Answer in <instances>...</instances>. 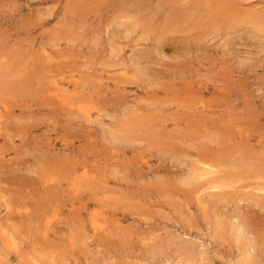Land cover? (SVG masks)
<instances>
[{"label":"rangeland","instance_id":"obj_1","mask_svg":"<svg viewBox=\"0 0 264 264\" xmlns=\"http://www.w3.org/2000/svg\"><path fill=\"white\" fill-rule=\"evenodd\" d=\"M0 129V264H264V0H0Z\"/></svg>","mask_w":264,"mask_h":264},{"label":"bare ground","instance_id":"obj_2","mask_svg":"<svg viewBox=\"0 0 264 264\" xmlns=\"http://www.w3.org/2000/svg\"><path fill=\"white\" fill-rule=\"evenodd\" d=\"M51 55V54H50ZM50 66V65H49ZM40 69H41V67H40ZM146 70V69H145ZM147 72V71H146ZM23 73V72H22ZM38 98V97H37ZM49 101V100H48ZM60 101V100H59ZM58 101V102H59ZM69 102V101H68ZM60 103V102H59ZM45 105V104H44ZM48 105H51V104H48ZM46 107V106H45ZM41 108V107H40ZM35 109V108H34ZM45 109V108H44ZM122 109V108H121ZM231 109V108H230ZM24 110H25V108H24ZM37 110V109H36ZM47 110V109H46ZM50 110V109H49ZM51 111V110H50ZM196 111V110H195ZM103 112V111H102ZM185 112V111H184ZM47 113V112H46ZM73 114V113H72ZM102 115V114H101ZM135 115H136V113H135ZM145 115V114H144ZM32 116V115H31ZM37 116V115H36ZM61 116V115H60ZM74 116V115H73ZM121 116V115H120ZM139 116V115H138ZM6 117H8V116H6ZM59 117V116H58ZM57 117V118H58ZM77 117V116H76ZM134 117V116H133ZM135 117H137V116H135ZM20 118V117H19ZM31 118V117H30ZM44 118V117H43ZM43 118L40 120V119H38V121L40 120V121H42L43 120ZM56 118V119H57ZM63 118V117H62ZM113 118V117H112ZM116 118V117H115ZM141 118V117H140ZM48 119V118H47ZM136 119H138V118H136ZM167 119V118H166ZM22 120H23V118H22ZM22 120H21V122H22ZM28 120V119H27ZM30 120V119H29ZM49 120V119H48ZM86 120V119H85ZM131 120V119H130ZM146 120V119H145ZM156 120V119H155ZM39 121V122H40ZM54 121V120H53ZM87 121H88V119H87ZM129 121V120H128ZM128 121H127V123H128ZM29 122V121H28ZM60 122V121H59ZM62 122H63V120H62ZM131 122V121H130ZM129 122V123H130ZM159 122V121H158ZM19 123V122H18ZM50 123H52L51 121H50ZM71 123L72 122H70V125H71ZM88 123V122H87ZM140 123H142V122H140ZM151 123H152V121H151ZM34 124V123H33ZM33 124H31V125H33ZM43 124H44V120H43ZM47 124H49V123H47ZM53 124H54V122H53ZM57 124V123H56ZM75 124V123H74ZM143 124V123H142ZM13 125H15V127H17L16 126V124H13ZM20 125V124H19ZM55 125V124H54ZM136 125V124H135ZM151 125V124H150ZM5 126V125H4ZM25 126H27V125H25ZM25 126H23V129H25ZM58 126H59V123H58ZM75 126H77V124L75 125ZM103 126V125H102ZM252 126V125H251ZM21 127V126H20ZM28 128V130H29V128H31V126L29 127V126H27ZM47 128H48V126H46ZM62 127V126H61ZM67 127V126H66ZM83 127V126H82ZM153 127V126H152ZM5 128V131L7 130V125H6V127H4ZM10 128V127H9ZM39 128V127H38ZM49 128H51L50 126H49ZM54 128V127H53ZM43 129H46V128H43ZM76 129V128H75ZM1 130V129H0ZM27 130V131H28ZM38 130V129H37ZM57 130V129H56ZM11 131V130H10ZM9 131V132H10ZM32 131V130H31ZM61 131V130H60ZM70 131H72V130H70ZM12 132V131H11ZM17 132V131H16ZM23 132V131H22ZM29 132V131H28ZM67 132V131H66ZM76 132H78V131H76ZM108 132V131H107ZM27 133V132H26ZM60 133V132H59ZM165 133V132H164ZM188 133V132H187ZM17 134V133H16ZM21 134V133H20ZM24 133H22V135H23ZM30 134H31V132H30ZM70 134V133H69ZM112 134V133H111ZM137 134V133H136ZM142 134V133H141ZM21 135V136H22ZM25 135V134H24ZM68 135V134H67ZM71 135H73V134H71ZM17 136V135H16ZM26 136V135H25ZM31 136H33V135H31ZM30 135H29V137H31ZM88 136V135H87ZM110 136V135H109ZM12 136H9L8 135V139L9 138H11ZM34 137H37V136H34ZM42 137V136H41ZM64 137V136H63ZM66 137V136H65ZM115 137V136H114ZM20 138V137H19ZM40 137H38V139H39ZM49 138V137H48ZM60 138V137H59ZM73 138V137H72ZM15 139V138H14ZM22 139V138H21ZM21 139H19V140H21ZM32 139V138H31ZM63 139H65V138H63ZM70 139V138H69ZM10 140V139H9ZM8 140V141H9ZM24 141L21 143L22 144V146H23V143H26V141H25V139H23ZM55 140V139H54ZM57 140V139H56ZM40 141V140H39ZM42 141V140H41ZM102 140H100V142H101ZM34 142V141H33ZM38 142V141H37ZM84 142V141H83ZM7 143V142H6ZM13 143V142H12ZM29 143V142H28ZM31 143V142H30ZM49 143V142H48ZM64 143V142H63ZM63 143H62V146H64L63 145ZM71 143V142H70ZM8 144V143H7ZM27 144V143H26ZM44 144V143H43ZM60 144V143H59ZM66 144V143H65ZM73 144V143H72ZM84 144V143H83ZM208 144V143H207ZM37 145H39V142L37 143ZM50 145V144H49ZM67 145V144H66ZM69 145V144H68ZM131 145V144H130ZM12 146V145H11ZM32 146V145H31ZM43 146V145H42ZM56 146V144L54 145V147ZM62 146H59V148L61 149V152H62V150L64 149ZM18 147V146H17ZM52 147V146H51ZM65 147V146H64ZM72 147V146H71ZM105 147V146H104ZM22 148V147H21ZM24 148V147H23ZM30 148V147H29ZM36 148V147H35ZM58 148V150L60 151V149ZM3 149V148H2ZM15 149V148H14ZM52 149H54V148H52ZM68 149V148H67ZM71 148H69V150H70ZM72 149H73V147H72ZM12 150V149H11ZM47 150H49V147H48V149ZM65 150H66V148H65ZM68 150V151H69ZM16 151V150H15ZM41 151V150H40ZM42 151H44V150H42ZM15 153V152H14ZM13 153V154H14ZM17 153V152H16ZM32 153V152H31ZM64 153V152H63ZM66 153V152H65ZM72 153V152H71ZM34 154V153H33ZM1 155V154H0ZM27 155V154H26ZM68 155H70L69 154V152H68ZM25 156V155H24ZM16 157V156H15ZM48 157V156H47ZM18 158V157H17ZM21 157H19V159H20ZM1 159V158H0ZM25 159V158H24ZM3 160V159H2ZM2 160H0L1 162H2ZM23 160V159H22ZM36 160V159H35ZM47 160H49V159H47ZM66 160V159H65ZM107 160V159H106ZM8 161H10V160H8ZM19 161V160H18ZM50 161V160H49ZM55 161V160H54ZM69 161V162H68ZM12 164H13V166H15L16 164H14V162H12V161H10ZM9 162V163H10ZM23 163L25 162V161H22ZM52 162V161H51ZM67 162L68 163H70V160H67ZM15 163H17V161L15 162ZM21 163V162H20ZM23 163H21L22 165H23ZM36 163V162H35ZM38 163H40V162H38ZM37 163V164H38ZM45 162H43L42 164H44ZM79 163V162H78ZM2 164V163H1ZM3 164H5V162L3 163ZM46 164V163H45ZM58 164H60V161H59V163ZM74 164V163H73ZM81 164V163H80ZM197 164H199V166H198V169L196 168V171H195V176L198 178V179H210L211 178V180H213V181H211V183L212 182H216L217 180H218V178H216V173L218 172L219 173V171H217L216 172V168H215V164H216V162L215 161H213V160H211L210 159V157H209V159H201V161H199V162H197ZM196 164V165H197ZM10 165V164H9ZM4 166H6V165H4ZM17 166V165H16ZM18 166H20V165H18ZM18 166H17V168H18ZM59 166V165H58ZM62 166V165H61ZM71 166V165H70ZM80 166V165H79ZM193 166V165H192ZM245 166V165H244ZM2 167H3V165H2ZM36 167V166H35ZM40 167V166H39ZM44 167H45V165H44ZM56 167H57V165H56ZM75 167V166H74ZM195 167V166H194ZM236 167V166H235ZM14 168V167H13ZM17 168L15 167V169L17 170ZM33 168H34V166H33ZM32 168V169H33ZM4 169V168H3ZM9 169H12V165H11V167L9 168ZM8 169V170H9ZM19 169V168H18ZM40 169V168H39ZM38 169V170H39ZM60 169V168H59ZM76 169V168H75ZM86 169V168H85ZM124 169V168H123ZM195 169V168H194ZM216 169V170H215ZM0 170H1V167H0ZM7 170V172H9ZM21 170H22V168H21ZM52 170V169H51ZM73 171H74V169H72ZM72 170H71V172H72ZM78 170H80V168L78 169ZM83 170V169H82ZM221 170V169H220ZM4 171V170H3ZM12 172L13 171H15V170H11ZM11 171L9 172V173H11ZM55 171V170H54ZM125 171V170H124ZM177 171V170H176ZM194 171V170H193ZM20 172V171H19ZM45 172V171H44ZM62 172V171H61ZM66 172V171H65ZM65 172H63V174L65 173ZM76 172V171H75ZM87 172H89L88 170H87ZM86 172V173H87ZM1 173V172H0ZM16 173H17V175H18V171H16V172H13V177H15V179H17L16 177H18L17 175H16ZM189 173V172H188ZM217 173V174H218ZM220 173H222L221 171H220ZM32 174V173H31ZM34 174V173H33ZM67 174V173H66ZM72 174V173H71ZM215 174V177L214 178H212V175H214ZM252 174V173H251ZM11 175V176H12ZM20 175H22L21 173H20ZM29 175V174H28ZM53 175H55V174H53ZM65 175V174H64ZM63 175V176H64ZM190 175V174H189ZM220 175V174H219ZM218 175V176H219ZM222 175V174H221ZM256 175V174H255ZM6 176H8L7 174H6ZM11 176H10V178H11ZM62 176V177H63ZM69 176V175H68ZM9 177V176H8ZM25 176H23V178H24ZM67 177V176H66ZM190 177V176H189ZM220 177V176H219ZM28 178V177H27ZM261 178V177H260ZM0 179H2V178H0ZM6 179V178H5ZM7 179H9V178H7ZM15 179H13V180H15ZM18 179L20 180V178L18 177ZM18 179H17V182H18ZM52 179V178H51ZM68 179H70V178H68ZM3 180V179H2ZM1 180V181H2ZM55 180V179H54ZM89 179H87V181H88ZM195 180V179H194ZM220 180V179H219ZM223 180V179H222ZM228 180V179H227ZM226 180V181H227ZM3 181H5V180H3ZM24 181L25 180H20V182H21V185H24ZM29 181V180H28ZM32 181H34V180H32ZM50 181V180H49ZM58 181V180H57ZM90 181V180H89ZM193 181V180H192ZM207 181V180H206ZM225 181V180H224ZM229 181V180H228ZM228 181H227V183H228ZM6 182V181H5ZM9 183L7 184V182H6V184H7V186L8 185H10V183L11 184H13V182H11L10 180L8 181ZM26 182V181H25ZM52 182H55V181H52ZM93 182H94V180H93ZM92 182V184H94ZM218 182V181H217ZM221 182V181H220ZM90 183V182H89ZM16 184V183H15ZM54 184V183H53ZM52 184V185H53ZM81 184H83V183H81ZM86 184V183H85ZM205 184V183H204ZM207 184V183H206ZM209 184H210V182H209ZM213 184V183H212ZM19 185H20V183H19ZM31 186H33L32 184H30ZM38 185V184H37ZM100 185V184H99ZM200 185V184H199ZM229 185V184H228ZM27 186V185H26ZM84 186V185H83ZM207 186V185H206ZM255 186H257V185H255ZM8 187H11V185L10 186H8ZM13 187H15L14 185H13ZM24 187V186H23ZM34 187V186H33ZM36 187V186H35ZM38 187V186H37ZM91 187V186H90ZM96 187V186H95ZM225 187H227V186H225ZM224 187V188H225ZM249 187V186H248ZM254 187V186H253ZM258 187H260V186H258ZM20 188V187H19ZM25 188V187H24ZM48 188V187H47ZM57 188V187H56ZM58 188H60V186L58 187ZM204 188V187H203ZM202 188V189H203ZM51 189H52V187H51ZM54 189V188H53ZM94 189V188H93ZM226 189V188H225ZM230 189V188H229ZM234 189V188H233ZM255 189V188H254ZM10 190V189H9ZM26 190V189H25ZM48 190V189H47ZM47 190H45V191H47ZM50 190V189H49ZM215 190V189H214ZM232 190V189H231ZM245 190V189H244ZM243 190V191H244ZM251 190V189H250ZM258 191H262V188H259V189H257ZM8 191V190H7ZM200 191V190H199ZM203 191V190H202ZM238 191V190H237ZM249 191V190H248ZM253 191V190H252ZM1 192H3V191H1ZM20 192V191H19ZM201 192V191H200ZM231 192V191H230ZM241 192V190L239 191V193ZM245 192H247V191H245ZM6 193V192H5ZM14 193V192H13ZM21 193V192H20ZM44 193V192H43ZM236 193V192H235ZM257 193V192H256ZM7 194H9V193H7ZM198 194V193H197ZM202 194V193H201ZM224 194H225V192H224ZM249 194H250V192H249ZM29 195V194H28ZM42 195V194H41ZM222 195V194H221ZM240 195V194H239ZM243 195V194H242ZM245 195H247V193H245ZM259 195V194H258ZM17 196H18V194H17ZM26 196V195H25ZM31 196V195H30ZM197 196V195H196ZM201 196V195H200ZM19 197V196H18ZM47 198H48V196H46ZM242 197V196H241ZM241 197H239L238 196V198H239V200L241 199V200H243V197L241 198ZM254 197L255 196H253V200H254ZM260 197V196H259ZM263 197V196H262ZM36 198V197H35ZM200 199H201V197H200ZM251 199V198H250ZM264 199V198H263ZM54 200V199H53ZM217 200V199H216ZM37 201V200H36ZM55 201V200H54ZM247 201V200H246ZM250 201V200H249ZM41 202V201H40ZM256 202V201H255ZM15 205V204H14ZM222 205V204H221ZM37 208V207H36ZM218 208V207H217ZM237 208H238V206H237ZM39 209V208H38ZM236 209V208H235ZM15 212V211H14ZM43 212V211H42ZM237 212V211H236ZM241 212V211H240ZM239 212V213H240ZM243 213V212H242ZM237 214H238V212H237ZM252 214V213H251ZM238 216V215H237ZM239 216H241L240 214H239ZM229 217H230V215H229ZM236 218V217H235ZM240 218V217H239ZM241 219V218H240ZM243 219V218H242ZM242 219H241V221L239 220L238 222H240V223H238V225L235 227V228H232L233 229V233H236V231H238V229H241L242 230V233H243V231H245V230H247L248 229V226H246V223L247 222H245L246 220H243L242 221ZM246 219V218H245ZM235 221H237V220H235ZM234 221V222H235ZM82 225V224H81ZM231 228V227H230ZM239 232V231H238ZM247 232H249V231H247ZM247 232H244V234H246ZM240 233V232H239ZM250 233H251V231H250ZM248 235H251V234H249V233H247ZM80 235H82V234H80ZM255 235V234H254ZM241 236V235H240ZM239 236V237H240ZM256 237V236H255ZM80 237H78V239H79ZM103 238V237H102ZM96 239V238H95ZM114 239V238H113ZM235 239H237V238H235ZM243 239V238H242ZM106 241H107V239H106ZM109 241V240H108ZM80 242V241H79ZM84 242V241H83ZM241 242V241H240ZM111 243V242H110ZM114 243V242H113ZM85 245V244H84ZM112 245V244H111ZM249 245V244H248ZM254 245V244H253ZM256 245V244H255ZM254 245V246H255ZM78 246V245H77ZM263 246V245H262ZM249 247V246H248ZM82 248V247H81ZM250 248V247H249ZM252 248V247H251ZM248 249V248H247ZM254 249V248H253ZM252 249V250H253ZM257 248L255 247V250H256ZM263 249V248H262ZM249 252V251H248ZM255 252V251H254ZM260 255H261V253H260ZM245 256V255H244ZM252 256H250V258H251ZM254 257V256H253ZM247 260H248V258H247ZM255 262V261H254ZM254 262L252 263V264H254ZM246 264H247V262H246Z\"/></svg>","mask_w":264,"mask_h":264}]
</instances>
